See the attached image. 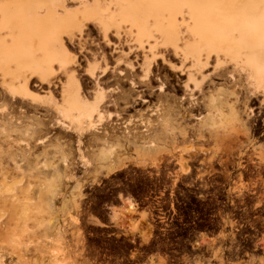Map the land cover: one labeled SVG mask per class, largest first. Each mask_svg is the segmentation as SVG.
<instances>
[{
  "label": "bare ground",
  "instance_id": "1",
  "mask_svg": "<svg viewBox=\"0 0 264 264\" xmlns=\"http://www.w3.org/2000/svg\"><path fill=\"white\" fill-rule=\"evenodd\" d=\"M58 2L0 0V88L5 99V103L0 105V114L3 116L7 110L8 101H28L49 107L55 112L52 124L55 131L63 128L66 134L77 138L84 169L88 168V158L94 157V166L105 163L107 171L122 166L124 162L121 159L112 160L111 156L114 144L121 139L134 144L139 142L149 149L153 147L163 134L153 117L164 120L170 143L185 135L182 127L174 131L172 103L161 102L156 108L151 107L138 126L129 116L121 127L123 122H118L122 118L120 113L115 110L112 115L109 110L118 105L117 97L111 93L119 87L105 88L102 84L111 73L115 74L116 83L125 78L123 81L129 84L128 91H120L118 95L125 106L138 101L147 102L141 90L134 95L131 92L141 85L144 86L143 92L149 91L152 82L156 83L159 92L169 86L160 74L152 70L159 60L183 79H176L173 86L182 93L178 101L173 95L166 94L157 100H163V97L183 107L180 116L183 120L192 115L194 108L205 107L207 114L198 117L200 126H212L222 121L221 113L217 112L220 110L219 104L216 105L217 98L209 95L199 103L192 93L201 91V86L211 81L212 75L227 72L225 74L231 78L232 84L239 85L234 74L238 73L251 86L247 95L258 104L256 108L264 105V0H82L83 5L74 11L64 8L67 11L64 15H57L55 7H64ZM43 10L45 13L41 15L39 12ZM88 22L94 24L104 45L110 47L108 53L100 47L93 51L87 48L89 34H84V27ZM71 44L77 46L79 53L88 52L94 60L87 63L84 71L85 80L91 85L90 92L85 89L84 80L75 73L78 61L69 49ZM99 62L102 65L96 73ZM119 65L124 68L118 69ZM226 65L231 67L228 71ZM124 69L130 72L138 70L140 85L130 74L124 73ZM56 88L59 99L55 96ZM234 92L232 89L228 97ZM228 109L234 118H238L231 104ZM252 113L251 109L249 115ZM138 116L143 117V114ZM12 119L9 116V120ZM104 119L108 122L104 128H98ZM112 136L114 143L110 141ZM43 137L49 141V135ZM84 137L99 145L96 153L81 149ZM28 146L26 143L25 149L29 150ZM170 157L175 164L183 166L181 156L171 154ZM6 171L0 168V207L6 204L17 206L20 196L15 193L13 183L7 181ZM180 174L176 175L180 178Z\"/></svg>",
  "mask_w": 264,
  "mask_h": 264
},
{
  "label": "rangeland",
  "instance_id": "2",
  "mask_svg": "<svg viewBox=\"0 0 264 264\" xmlns=\"http://www.w3.org/2000/svg\"><path fill=\"white\" fill-rule=\"evenodd\" d=\"M58 1L59 4L63 3L64 7H59L60 5H57L59 8L55 7L57 15L67 13L65 9L74 11L83 5L81 4L82 0ZM39 13L43 15L45 11ZM84 34H89L88 49L93 51L100 47L105 53L110 51V47L104 45L92 22L86 24ZM69 49L76 55L78 61L74 68L75 73L81 80H84L85 89L90 92L91 85L86 82L87 76L84 71L88 66L87 63H93L94 60L86 51L79 53L75 44L69 45ZM157 62L159 64L152 70L160 74L161 79L169 83V86L159 92L156 90V83L152 82L149 86L151 91L143 92L144 86L141 85L131 92V95H134L136 91L141 90L142 96L147 99V102L139 103L138 101L125 106L124 101L118 99V95L120 91H128V82L123 81L125 78H122L119 83H116L115 74L112 73L106 76L102 83L105 88L119 87L111 93L113 97H117L118 105L110 107L109 110L113 113L112 115L115 114V110L120 113L122 118L118 122H123L121 127L124 126V120L129 116L133 117L132 121L138 126L139 121L145 118L147 110L151 107L156 108L161 102L172 103L175 112L172 120L174 131L177 132L178 127H182L185 135L181 136L183 139H179V137L178 141L176 139L170 143L166 137L164 120L153 117L163 133L160 135V140L149 149L139 142L134 144L126 139H121L122 141L118 144H114L115 148L111 156L112 160L121 159L124 164L108 171L105 163H98L94 166L95 157L94 159L88 158V168L84 169L77 149V138L66 134L63 128L55 131L52 127L55 112L49 107L38 106L37 103L28 101H8L7 110L4 111L3 116L0 114V168L7 170L5 177L9 183H13L15 193L20 196V201L17 206L6 204L0 207V264H97L100 258H94L97 255L86 251V237L83 231L101 232L102 229L83 225L86 221L96 224L107 222V217L102 210H99V202L108 199L105 192L110 186L120 185L121 187H117V190L127 196L123 199L121 206L111 208L110 218L119 222L120 225L135 228L137 225L134 216L130 213L127 205H133L130 198L134 197L137 192L152 191L154 194L162 196L161 193L167 192L164 187L167 184H215L217 187L214 189L201 187L198 191L201 193H224L227 189L228 195H234L244 192L242 187L246 181L264 182V138L261 142L251 139L254 128L261 125L260 119L264 120V105H261L262 109L256 108L258 104L251 99L249 94L247 95V90L251 86L244 81V77L234 73L239 85H233L231 78L225 74L227 72L223 75H212L211 81L201 86V91L194 90L192 92L199 99V103L206 100L209 95L217 98L216 105L219 104L220 109L217 112L222 116V121L216 122L212 126H200L198 117L207 114L208 111L205 107L194 108L191 111L192 115L183 120L180 118L183 107L178 106L170 99L167 101L163 97V100H157L166 94L173 95L178 101L182 93L180 90H176L177 86L174 89L173 86L176 84V79H183V77L177 76L176 72L170 71L159 60ZM101 65V62L97 64L96 73L100 71ZM123 68L122 65L118 66V69ZM230 68L226 65L225 69L228 71ZM124 73L130 74V77L140 85L138 70L134 69L130 72L129 69H124ZM61 77L64 80V77ZM232 89L235 92L228 97V93ZM55 96L59 99L57 88ZM4 103L5 99L0 88V105ZM229 104L236 110L238 118H234L229 113ZM123 108L125 110H122ZM251 109L253 117L249 115ZM139 114H143V117H139ZM9 116H12V121L9 120ZM107 122L108 120L104 119L97 127L104 128ZM188 131L193 135L190 136ZM47 135H49V141L43 137ZM254 135H256L255 132ZM113 137H110V141L114 143L115 138ZM26 143L29 144V150L25 149ZM174 147L176 148L174 149ZM81 149L84 151L90 149L91 153H96L99 145L88 140V137H84L81 141ZM171 154L184 159L182 167L178 163L175 164L174 159L170 157ZM246 163L258 166L259 172L245 176L234 170L236 167L239 170ZM177 165L181 168L180 170ZM159 169L160 171H158ZM174 171L176 174L181 173L180 178L179 175L174 174ZM174 176L178 178L174 179ZM173 180L176 181L173 182ZM228 184L231 186L229 189ZM187 190L188 188H173L172 192L185 193L188 192ZM178 197H185V195ZM220 199L224 200L225 198L220 197ZM88 201H91V204H88ZM261 226L264 233V221ZM229 227L222 225V227L218 226L216 230L222 233L228 230L240 233L243 229L237 223H232ZM140 231L142 239L147 240L145 227L142 226ZM91 241L99 244L101 248H112L113 246L112 241L104 239H92ZM222 241L226 242L227 240L222 239ZM260 241L264 246V235ZM223 256V254H219L208 263L222 262ZM234 260H237L236 264H250V262L260 264L261 261H264V253L249 261ZM163 263L164 261L159 258L157 264Z\"/></svg>",
  "mask_w": 264,
  "mask_h": 264
},
{
  "label": "flooded vegetation",
  "instance_id": "3",
  "mask_svg": "<svg viewBox=\"0 0 264 264\" xmlns=\"http://www.w3.org/2000/svg\"><path fill=\"white\" fill-rule=\"evenodd\" d=\"M260 121L261 125L255 127L251 135V139L257 142L264 138L263 118ZM234 170L247 176L258 173L260 168L246 163L239 170L237 167ZM117 187L121 186L107 188L105 195L108 199L99 202V210L103 211L107 222L96 224L86 221L83 225L102 229L101 232L83 231L86 251L97 255L94 258H100L97 264H157L159 258L163 264H187L189 260L191 264H209L219 254L224 255L222 262L211 264H236L234 259L249 261L264 253L260 241L264 235L261 230L264 182L246 181L242 187L244 192L234 195H228L227 189L224 193L198 191L201 187L214 189L217 187L215 184H167L164 186L167 192L161 193L162 196L152 191L137 192L130 198L133 205H127L134 216L135 228L120 225L110 218L111 208L121 206L123 199L127 198ZM230 187L228 184V189ZM173 188H188V192L173 193ZM180 195L185 197H178ZM232 223L243 227L240 233L216 230L218 226L229 227ZM142 226L146 229L147 240L142 239ZM235 230L238 231L237 228ZM92 239L112 241L113 246L101 248Z\"/></svg>",
  "mask_w": 264,
  "mask_h": 264
},
{
  "label": "snow or ice",
  "instance_id": "4",
  "mask_svg": "<svg viewBox=\"0 0 264 264\" xmlns=\"http://www.w3.org/2000/svg\"><path fill=\"white\" fill-rule=\"evenodd\" d=\"M187 264H191V261H187ZM260 264H264V261H261Z\"/></svg>",
  "mask_w": 264,
  "mask_h": 264
}]
</instances>
